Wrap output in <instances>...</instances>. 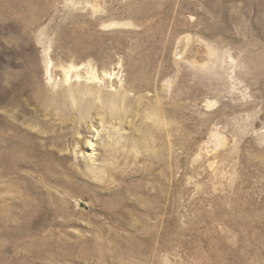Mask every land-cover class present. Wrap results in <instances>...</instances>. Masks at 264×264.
I'll use <instances>...</instances> for the list:
<instances>
[{
	"label": "rangeland",
	"instance_id": "374dc122",
	"mask_svg": "<svg viewBox=\"0 0 264 264\" xmlns=\"http://www.w3.org/2000/svg\"><path fill=\"white\" fill-rule=\"evenodd\" d=\"M263 3L0 0V120L17 135L25 123L93 141L70 163L97 167L94 178L70 177L64 213L0 224V264H264V69L253 64L264 58ZM50 100L59 114L46 126ZM79 101L92 106L85 119ZM139 182L165 195V218L121 225L112 191ZM127 201L133 217L147 215L138 195ZM25 229L33 235L14 234Z\"/></svg>",
	"mask_w": 264,
	"mask_h": 264
},
{
	"label": "bare ground",
	"instance_id": "6f19581e",
	"mask_svg": "<svg viewBox=\"0 0 264 264\" xmlns=\"http://www.w3.org/2000/svg\"><path fill=\"white\" fill-rule=\"evenodd\" d=\"M260 14H261V12H260ZM262 14H263V12H262ZM257 16H259V15H257ZM31 22H32V19H31ZM261 23H262V20H261ZM28 26H30V25H28ZM262 27L264 28V26H262ZM253 64H254L255 68L264 69V58L258 59V63L257 64L253 63ZM47 79H49V77ZM78 103H79V105H78L79 107H77V109L79 108V111H80L78 113H80V116L82 119H85L87 117V115L90 114L87 110L90 106H88V108L85 109L83 104H82V101H79ZM87 104H89V102ZM46 105L49 106V107H46L48 109L53 108L54 112L53 113H49V112L44 113L43 114L44 120L39 119V123H44V125L46 124V126L47 125L51 126L50 122L54 119L55 116H57L59 114V112H56L55 108L57 109V106L53 100L47 101ZM178 113H179V111H178ZM118 114H119V112H118ZM20 115H21V113H20ZM74 115H75V113H74ZM120 115H122V114L120 113ZM116 116H118V115H116ZM88 119H90V118H87V120ZM80 121H81V119H80ZM67 123H68V121L62 122L63 125H67ZM24 124L22 123L20 133H18V135H17V131L20 128V126L18 124L14 123L13 121H10V119L6 120L4 118V120H0V224L5 225V226L14 225V224H17V226H18V224H25V225L30 224V222L32 221V217H33L34 213L39 208H40V210L54 211L55 213H52V214L64 213L65 208H66V204H67L65 197H67L70 194L71 190L73 189V184L70 180V177L71 178L73 177L74 179H82L83 176L94 178L95 173H96V169H97L95 164L88 163L89 161L87 163L84 162V166H82L81 168H80L79 164L70 163V159H71L70 154L72 153V151L76 154L77 153L79 154V151L81 148L96 147V145L93 144V141H81L80 138L77 139V141H73L72 139H71L72 141H66V137H67L66 133L65 132L63 133V131H62V133L61 132L53 133L52 127H51L52 128V131H51L52 134H50L51 132L48 131V133L46 132L47 136H42L41 130H38L37 128H34V127L25 128L26 126ZM71 124H72V119H71ZM176 126H177V124H176ZM48 128H50V127H48ZM44 130H46V129L43 128V132H44ZM23 131H25V132H23ZM31 132H34L35 134L31 135ZM75 136H76V134H75ZM113 142H114V140H113ZM113 142H110L107 144V146L105 148L106 151L109 150V151L113 152V150H112L113 149L112 147L114 144ZM119 142L116 141L117 145L114 146L115 148H117L116 146L119 145ZM126 143L128 144V142H126ZM136 143H138L139 148H142V145H143L142 142L136 141ZM129 145H130V143H129ZM133 146H131V147H133ZM123 147H124V145H123ZM118 148H119V146H118ZM136 149H137V147H136ZM114 151H116V149H114ZM128 152H130V151H128ZM131 152H134V150ZM131 152L128 154H125V155L123 152V154H122L123 158L126 159L128 162L137 161L138 160L137 157L135 155L133 157L131 155L132 154ZM120 153H121V151H120ZM133 154H135V153H133ZM108 155L111 156L110 153ZM112 157L117 158V155L113 154ZM120 159H121V157H120ZM107 160H109L108 157H107ZM111 160H113V159H111ZM215 164H216V162H210L209 167L211 169H213L216 166ZM81 165H83V164H81ZM116 165H113V163L109 166L107 165L106 171L112 177L111 180H114L113 182H119L120 183L121 181L124 180V177H123L124 175L118 170V168L121 165H119L118 167ZM155 168H156V166H155ZM146 169H147V167H146ZM149 172H151V170ZM149 172L147 173V175L151 176V175H153L154 171H152L151 174ZM38 179L40 181V184H43V185L39 186V187H33L32 182L35 180L37 181ZM117 188L118 189H116L112 192H115V195L121 197L118 199L119 203L117 205L118 206L117 209L120 210V212H119L120 219H118L119 224L126 225L127 223H131L132 226H135L136 223L139 221V222L147 225L151 222L152 219H154L156 221V223H159L162 220H164L165 217L162 215L163 213L161 215L159 214V210L160 211L162 210L161 209L162 208L161 203L163 202L164 199H166L165 195L160 193L161 191L160 192L158 191L156 193L155 198L150 197L149 189H147L144 186V184H141L140 182L135 183L134 187L132 189L123 188V186L122 187L119 186ZM133 192H134V194H133ZM59 194L63 196V199L65 201H63V199H60ZM131 195H138L139 202L141 205V207H139L138 209L143 210L144 213L147 214V215H145V214L141 213V214H138V216L135 214L137 216L136 221L134 219V217H136V216L133 217V215H131L132 212L130 213L129 212L130 210L128 211L126 209L127 206H129L127 198ZM148 197H149V199H148ZM56 205L57 206L59 205L58 209L55 208ZM173 205L176 206L177 204L174 203ZM119 207H121L123 210ZM114 220L116 221V219H114ZM174 223H175V225H177L176 220ZM23 228H24V226H23ZM0 229L2 230V228H0ZM30 231H32V230L25 229L23 231H15L14 234L16 236L33 235L32 234L33 232H30ZM176 232L180 233V229L176 230ZM180 234H182V233H180ZM112 236H114V233L111 232L110 237H112ZM156 236H154L153 238L157 239ZM130 237L132 238V240L141 241V243L142 244L144 243V245H146L145 243H147L149 241V239H148L146 242V240L142 239L141 236H138L137 238L135 236H130ZM160 238L159 239L162 240V242L167 243L168 233L167 232L162 233ZM181 240L182 239H180L178 237V241H181ZM136 248H139V247L136 246ZM167 248H168V245L166 244V247L164 248V250H167ZM142 249L144 251L147 250L146 247L145 248L142 247ZM114 252H116V251L114 250ZM141 252H142V250H141ZM157 253H158V249H156V252L154 253V255H156ZM38 255H40V254H38ZM115 262H118V261H115Z\"/></svg>",
	"mask_w": 264,
	"mask_h": 264
}]
</instances>
